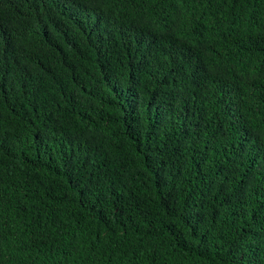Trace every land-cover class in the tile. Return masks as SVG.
I'll use <instances>...</instances> for the list:
<instances>
[{"label":"trees","instance_id":"obj_1","mask_svg":"<svg viewBox=\"0 0 264 264\" xmlns=\"http://www.w3.org/2000/svg\"><path fill=\"white\" fill-rule=\"evenodd\" d=\"M0 264H264V0H0Z\"/></svg>","mask_w":264,"mask_h":264}]
</instances>
